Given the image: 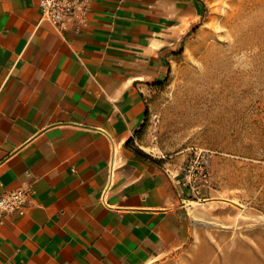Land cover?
Wrapping results in <instances>:
<instances>
[{
    "label": "crops",
    "instance_id": "1",
    "mask_svg": "<svg viewBox=\"0 0 264 264\" xmlns=\"http://www.w3.org/2000/svg\"><path fill=\"white\" fill-rule=\"evenodd\" d=\"M205 11V0H92L76 33L43 20L40 0H0V195L33 191L0 229V264H264V177L254 197L225 199L254 207L256 226L224 210L211 218L239 224L204 231L187 157L148 159L138 144L150 95ZM240 137V153L254 142L258 154L264 124L245 121ZM251 180L240 168L237 191Z\"/></svg>",
    "mask_w": 264,
    "mask_h": 264
},
{
    "label": "rangeland",
    "instance_id": "2",
    "mask_svg": "<svg viewBox=\"0 0 264 264\" xmlns=\"http://www.w3.org/2000/svg\"><path fill=\"white\" fill-rule=\"evenodd\" d=\"M205 2L201 24L173 63L168 81L149 97L148 120L138 144L152 157L186 156L183 169L204 155L208 178L193 183L196 203L191 207L199 212L204 231L215 220L225 231L240 218H211L212 212L244 210L242 219L249 227L262 220L252 213L254 207L225 199L254 197L256 174L264 177V145L255 154L253 142L246 153L259 162L240 153L245 143L241 124H264V0ZM240 168L253 179L242 194L235 181ZM259 224L264 229V219Z\"/></svg>",
    "mask_w": 264,
    "mask_h": 264
},
{
    "label": "built area",
    "instance_id": "3",
    "mask_svg": "<svg viewBox=\"0 0 264 264\" xmlns=\"http://www.w3.org/2000/svg\"><path fill=\"white\" fill-rule=\"evenodd\" d=\"M92 0H40L42 19L52 23L59 31L82 32L89 23ZM207 159L198 157L195 164L184 169V181L193 188L197 180H207ZM33 193L31 188L18 189L0 195V229L9 217L18 212L24 215L28 199Z\"/></svg>",
    "mask_w": 264,
    "mask_h": 264
},
{
    "label": "trees",
    "instance_id": "4",
    "mask_svg": "<svg viewBox=\"0 0 264 264\" xmlns=\"http://www.w3.org/2000/svg\"><path fill=\"white\" fill-rule=\"evenodd\" d=\"M142 155H144V157H146V158H148V159H152V160H153V158H152L151 156L147 155V154H143V153H142Z\"/></svg>",
    "mask_w": 264,
    "mask_h": 264
}]
</instances>
